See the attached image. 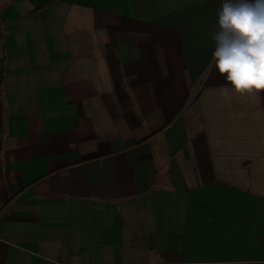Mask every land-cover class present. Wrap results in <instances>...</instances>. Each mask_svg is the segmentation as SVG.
I'll return each mask as SVG.
<instances>
[{"label": "crops", "instance_id": "obj_1", "mask_svg": "<svg viewBox=\"0 0 264 264\" xmlns=\"http://www.w3.org/2000/svg\"><path fill=\"white\" fill-rule=\"evenodd\" d=\"M222 2L0 0V264H264V99L214 67Z\"/></svg>", "mask_w": 264, "mask_h": 264}, {"label": "clouds", "instance_id": "obj_2", "mask_svg": "<svg viewBox=\"0 0 264 264\" xmlns=\"http://www.w3.org/2000/svg\"><path fill=\"white\" fill-rule=\"evenodd\" d=\"M212 59L236 94L264 91V0H223Z\"/></svg>", "mask_w": 264, "mask_h": 264}, {"label": "trees", "instance_id": "obj_3", "mask_svg": "<svg viewBox=\"0 0 264 264\" xmlns=\"http://www.w3.org/2000/svg\"><path fill=\"white\" fill-rule=\"evenodd\" d=\"M42 7H44V6L37 7L36 9H41ZM114 41H115V38L112 37L111 38V42H110L109 45L112 46V47H114ZM261 93H262V96H263V99H264V91H262Z\"/></svg>", "mask_w": 264, "mask_h": 264}]
</instances>
